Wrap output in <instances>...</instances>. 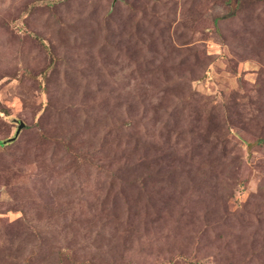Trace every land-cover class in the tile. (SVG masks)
<instances>
[{"label": "rangeland", "instance_id": "1", "mask_svg": "<svg viewBox=\"0 0 264 264\" xmlns=\"http://www.w3.org/2000/svg\"><path fill=\"white\" fill-rule=\"evenodd\" d=\"M0 140V264H264V0H0Z\"/></svg>", "mask_w": 264, "mask_h": 264}, {"label": "trees", "instance_id": "2", "mask_svg": "<svg viewBox=\"0 0 264 264\" xmlns=\"http://www.w3.org/2000/svg\"><path fill=\"white\" fill-rule=\"evenodd\" d=\"M241 1V0H240ZM205 129V128H204ZM20 133V132H19ZM208 133H209V131L208 130H206V131H204V132H202V134H207L208 135ZM16 139V138H15ZM15 139H13L12 141H14ZM7 140H0V145H3V144H5V142H6ZM11 141V142H12ZM193 141H197V137L196 138H193ZM260 142L261 143H263V140L261 139L260 140ZM212 147V146H211ZM221 160H222V158L220 157V155L218 154V153H211V154H209V156H208V160H207V162L208 163H212L213 162V164L215 165V168H216V170L217 171H221V167L223 166H226L227 164H224V163H222L221 162ZM173 162H176V160H175V158H174V160H173ZM173 166H175V165H173ZM239 168V167H238ZM218 174V173H217ZM168 208H166V210H167ZM183 248V247H182ZM181 247H178L177 249H176V251H175V254H178V251L180 252V253H182V252H184L185 253V249H182Z\"/></svg>", "mask_w": 264, "mask_h": 264}, {"label": "water", "instance_id": "3", "mask_svg": "<svg viewBox=\"0 0 264 264\" xmlns=\"http://www.w3.org/2000/svg\"><path fill=\"white\" fill-rule=\"evenodd\" d=\"M23 126H24V123H23V122H20L19 125L17 126V129H16V131H15L14 136L11 137V138H9L8 140L12 141L13 139H15V138L18 136V134H19V132H20V130H21V128H22Z\"/></svg>", "mask_w": 264, "mask_h": 264}]
</instances>
